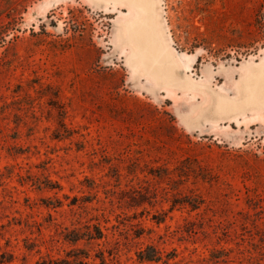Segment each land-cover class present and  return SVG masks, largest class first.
Instances as JSON below:
<instances>
[{"label": "rangeland", "instance_id": "1", "mask_svg": "<svg viewBox=\"0 0 264 264\" xmlns=\"http://www.w3.org/2000/svg\"><path fill=\"white\" fill-rule=\"evenodd\" d=\"M156 6L191 80L232 93L264 65V0ZM133 16L0 0V264H264V109L194 122L206 95L129 65Z\"/></svg>", "mask_w": 264, "mask_h": 264}, {"label": "water", "instance_id": "2", "mask_svg": "<svg viewBox=\"0 0 264 264\" xmlns=\"http://www.w3.org/2000/svg\"><path fill=\"white\" fill-rule=\"evenodd\" d=\"M92 7L97 9L119 7L124 5L128 10L134 13V16L122 23V34L118 35L119 44L128 48L126 55L129 65L138 68L139 71L150 81L159 84L177 92H193L206 94L209 97L208 105L198 110V114L194 119L196 123L218 122L221 120H230L239 117L249 111L264 109V96H260V89L254 91L242 90L239 87V95L231 97L224 95L213 89L207 84L198 83L191 80L178 67L171 56H168L159 48L156 52H160L170 64L172 77L167 74L158 75L155 71H151L148 60L150 58L138 57L145 47L150 44L159 46L161 43L156 29V0H87ZM158 56V55H157ZM253 71L262 72L264 76V65H256ZM252 75L239 80L240 83H246ZM175 78V79H174ZM174 79V80H172ZM238 106L236 104L238 103ZM228 104L227 109H223L220 104Z\"/></svg>", "mask_w": 264, "mask_h": 264}, {"label": "bare ground", "instance_id": "3", "mask_svg": "<svg viewBox=\"0 0 264 264\" xmlns=\"http://www.w3.org/2000/svg\"><path fill=\"white\" fill-rule=\"evenodd\" d=\"M124 21H126V20H124ZM155 25H156V29H157V32H158V35H159L158 37H159V40H160L161 43L159 44V46H155L154 47L153 46L154 44L152 43L148 47H145L143 49V51L141 52V54H138V57H141V59H142V57L143 58H150L148 60V63H149L150 70L152 72L155 71L158 75L167 74V75H170V77H172L171 70H170V67H169V65H170L169 63L170 62L168 63V60L166 59V55L167 54L169 56H171L170 55V52H171L170 50L171 49L168 47L166 42H164L162 40V35H161L160 29H159V26H158L157 6H156V23H155ZM121 32H123L122 28L121 27L117 28L118 35L122 34ZM159 48H161L164 51V53L166 54L165 57L160 52H156V50L159 49ZM172 58H173L174 62L176 63L174 57H172ZM254 73L249 74V76L252 75V77L247 82V84L244 83V88L246 90L248 89L247 91L256 92V90H258V89L261 90L262 89V85H261L262 81H260L262 79V76H263L262 72L257 73V74H256V72H254ZM174 79H172V80H174ZM221 105H222L221 107L223 109H225V108L227 109L229 107L228 104L222 103Z\"/></svg>", "mask_w": 264, "mask_h": 264}, {"label": "trees", "instance_id": "4", "mask_svg": "<svg viewBox=\"0 0 264 264\" xmlns=\"http://www.w3.org/2000/svg\"><path fill=\"white\" fill-rule=\"evenodd\" d=\"M69 235H75L74 237H70ZM69 235L67 234V236H65V239L69 242H77L78 240L86 237L87 239L90 240H98L102 237L101 231L95 226L94 227V231L89 232L88 234H86V236L84 234H77V232H70ZM83 235V236H82ZM154 256H143L142 258L146 259V260H151L154 259Z\"/></svg>", "mask_w": 264, "mask_h": 264}, {"label": "crops", "instance_id": "5", "mask_svg": "<svg viewBox=\"0 0 264 264\" xmlns=\"http://www.w3.org/2000/svg\"><path fill=\"white\" fill-rule=\"evenodd\" d=\"M252 65L256 66L255 64H249V65L247 66L246 71H244L242 75H245L248 71H250V70L252 69V67H253ZM242 75H240V78H241ZM240 78H239V79H240ZM206 84L209 85L210 87H212V85H211L210 83H206ZM238 84H239V80H238V82L236 83V85L234 86V89H233L232 93L226 91L225 89L223 90L222 88L219 89V87H217L216 85L213 86L214 88H213V87H212V88L215 89V90H217V91H219L220 93H222V94H224V95H228V96H231V97H237V96L239 95ZM189 94H190V93H189ZM191 95H193V94H191ZM194 95H195V94H194ZM204 95H206V94H204ZM206 97L208 98V102H209V97H208L207 95H206ZM188 111H189V113H190V115H191V112H192V111H191L190 109H188ZM190 115H187L186 117L191 118ZM189 118H188V119H189ZM191 122H192V121H191ZM191 122H189V123L191 124Z\"/></svg>", "mask_w": 264, "mask_h": 264}]
</instances>
